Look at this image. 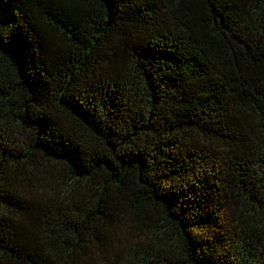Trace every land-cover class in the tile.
<instances>
[{
    "label": "trees",
    "instance_id": "16d2710c",
    "mask_svg": "<svg viewBox=\"0 0 264 264\" xmlns=\"http://www.w3.org/2000/svg\"><path fill=\"white\" fill-rule=\"evenodd\" d=\"M0 264H264V0H0Z\"/></svg>",
    "mask_w": 264,
    "mask_h": 264
}]
</instances>
